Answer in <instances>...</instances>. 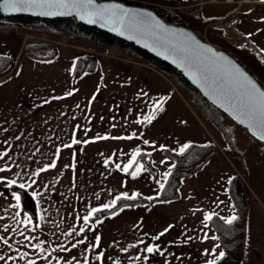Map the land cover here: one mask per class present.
Returning <instances> with one entry per match:
<instances>
[{"label": "crops", "instance_id": "crops-1", "mask_svg": "<svg viewBox=\"0 0 264 264\" xmlns=\"http://www.w3.org/2000/svg\"><path fill=\"white\" fill-rule=\"evenodd\" d=\"M227 13L236 42H248L264 60V0H203L202 17ZM26 35L0 30V54L12 58L0 71V153H7L0 157V168L6 169L0 172V237L8 241L0 240L5 258L0 264H206L214 259L212 249L218 255L222 247L211 239L217 235L204 216L235 214L228 194L235 171L222 153L182 177L175 198L125 205L87 225L84 217L121 193L157 194L173 165L162 149L211 141L223 147L218 129L166 76L140 62L84 39L59 44L50 58H32L21 53ZM85 50L97 53L95 68L73 73ZM158 103L163 111L150 124L137 123ZM133 133L132 139H112ZM103 136L109 138L97 139ZM136 149L142 155L122 171ZM243 162L251 200L238 264H264V157L255 144L245 147ZM138 164L144 170L133 177ZM13 179L16 184L9 186ZM21 183L34 201L35 221L21 199L16 206L14 186ZM148 246L158 251L147 253Z\"/></svg>", "mask_w": 264, "mask_h": 264}, {"label": "trees", "instance_id": "trees-1", "mask_svg": "<svg viewBox=\"0 0 264 264\" xmlns=\"http://www.w3.org/2000/svg\"><path fill=\"white\" fill-rule=\"evenodd\" d=\"M127 3H168L172 5H184L194 0H125ZM232 14H225L222 17L204 18L200 15L184 16L185 20L193 27L207 29V40L213 44H217L244 67L257 79L264 83V64L242 43L231 42L229 40L218 38L215 35L217 30L214 24L218 20L231 19ZM13 29L18 33L28 34L30 38H26L21 46V53L32 58H50L56 53L57 46L60 43L58 39L87 40L96 47L103 48L105 52L110 53L111 46H115L116 56L129 60L140 62L155 71L166 76L174 86L179 90L182 96L193 105L208 121H210L221 133L225 140V146L219 147L213 141L208 143H190L191 147L185 150L173 151L163 148V154L172 160L175 167L171 168V174L167 176L164 187L153 195V199L139 195L135 200L121 199L116 205L108 210H102L96 213L90 219H95L101 215L116 211L125 205H134L139 203H150L158 200L172 199L178 196V186L181 178L188 176L198 170L209 158L222 153L227 158H231L235 163L242 167V172H235L228 182V194L233 204L235 215L239 217L232 225H227L218 215L213 220L208 221L215 231L218 241L225 252V257L218 264H238L244 249L245 231L247 223V213L251 200V192L244 183L245 167L243 162V149L239 145L240 137L238 136L236 126L253 138L249 132L242 126L234 122L224 111L209 102L204 96L196 90L181 74V72L172 68L163 61L154 58L148 53L135 47L132 43L127 42L117 36L99 30L95 27L87 26L80 23L75 17L65 18H40L28 16L0 17V30ZM45 33L48 38L33 35ZM11 56L0 54V71L5 69L11 62ZM97 62V53L94 50H85L79 55L73 64V73L93 70ZM188 95H187V94ZM232 123H231V122ZM260 149L264 157V142L258 140ZM144 154V153H143ZM142 155V154H141ZM15 190L21 197V207L27 211L32 219L36 220L35 205L32 197L25 189L14 186Z\"/></svg>", "mask_w": 264, "mask_h": 264}, {"label": "snow or ice", "instance_id": "snow-or-ice-1", "mask_svg": "<svg viewBox=\"0 0 264 264\" xmlns=\"http://www.w3.org/2000/svg\"><path fill=\"white\" fill-rule=\"evenodd\" d=\"M0 12L2 13H31L35 15H71L72 13H76L82 20H88L89 23H97L98 20H104L105 24L102 26H107L108 24L118 25L119 28L125 27H137L141 28L143 25L150 23L152 27L157 29V32H154V35L159 36L160 33H176L178 30L169 29L165 27L162 23L155 19L152 13L149 12H136L131 9H127L122 7L121 5H97L95 0H0ZM114 31L119 30L118 28H113ZM124 33L121 32V35ZM180 36L183 37L180 41L174 43V47L187 53L192 60H194L198 65L203 66L206 69L212 70V84L225 89L226 94L228 95L230 102L232 103L233 108H238V113L236 114V118L240 120L241 123H247L250 128H253L258 133V138L264 141V90H261L258 87L257 83L252 80L239 66L234 64L232 61H229L227 57H224L223 54H218L214 52L211 48H206L205 52L210 55H202L199 52V49L204 48L203 45H199L198 42H195L194 37H190L187 34L180 33ZM212 58H218L219 60H223L227 65L216 63ZM205 81L208 80V75H204ZM225 81H227V87L225 88ZM67 95H72L71 92L67 93ZM60 99V97H56ZM157 111H163L162 104L158 103L155 105V108L148 115L144 116L143 119L137 120V123H151L153 119H155ZM135 133L128 137H112V139H132L135 137ZM109 137H97V139H108ZM80 143V141L73 140V144ZM144 143H148V141H144ZM65 147H71V145H65ZM163 147V146H161ZM191 147L190 144H184L180 148V153H184ZM59 151V149H57ZM7 155V153H0V157ZM140 150L136 149L132 153V158L128 161V163L123 167L122 171L128 172L129 169L136 163L137 156H140ZM150 155V154H149ZM109 161H105V164H108ZM49 167H55V163L49 165ZM117 168H120V165H116ZM175 167V165H173ZM6 169L0 168V172L5 171ZM46 169H40V171H45ZM144 170L143 164H138L136 171L132 172L131 175L136 177L139 173ZM37 173H34L36 175ZM171 174V169L169 172L165 173V177ZM231 183V179L229 180ZM9 186L16 184V180H9ZM21 189H24L26 185L24 183L19 184ZM30 187V185H28ZM160 187L163 188L164 184L160 183ZM15 199L17 201V205L19 206V201L21 199L20 195L13 193ZM139 193H133L129 196L127 193H121L118 195L111 203L102 205L101 208H92L87 216L84 217L85 225L88 224L90 218L98 212L102 210H108L113 208L117 201L121 199L135 200ZM147 199H153V197H148ZM123 210V209H121ZM116 215V213H113ZM217 215L215 213H206L204 216V221H211L213 217ZM221 220L224 221L227 225H232L235 221L239 219V217L235 214L228 217H220ZM30 220V218H29ZM100 223V221H97ZM95 226V225H93ZM169 227H172L171 225ZM84 228L80 229V232H83ZM168 231V229H165ZM71 235V233H69ZM164 235V233H160V236ZM159 237H157L158 239ZM205 239L209 237L205 234ZM100 237H96L97 244L99 242ZM211 239L216 240L218 237L213 236ZM0 240H3L5 244L8 243L6 239L0 237ZM43 243V242H41ZM78 243H83V241H78ZM34 247L44 251L41 247V244H36ZM73 247H76L74 244ZM131 247H135L132 245ZM216 247H219L217 245ZM61 250H65L61 247ZM127 251V249H124ZM144 251L147 253H153L154 251H158V249L153 246H148ZM212 253L214 254V259L207 260L206 264H218L220 260L225 257V252L220 251L218 255H216V248L212 249ZM27 253H22L21 256H26ZM103 253H100L96 259L101 260L103 257ZM205 255H208V250H205ZM3 256H0V260H4ZM9 259H15L14 257H9ZM137 260L141 259L139 256L136 257ZM147 259V257H144ZM28 264H35V261H29ZM67 264H72V261H67Z\"/></svg>", "mask_w": 264, "mask_h": 264}, {"label": "water", "instance_id": "water-1", "mask_svg": "<svg viewBox=\"0 0 264 264\" xmlns=\"http://www.w3.org/2000/svg\"><path fill=\"white\" fill-rule=\"evenodd\" d=\"M97 5H121L124 8L131 9L136 12H149L162 23L165 27L169 29L178 30L176 33H160L159 36L154 35V32L158 30L151 26L150 23L143 25L141 28L137 27H125L119 28L118 25L108 24L107 26H102L105 24L104 20H98L97 23H89L88 20H82L79 15L75 12L71 15H35L31 13H2L0 12V17H15V16H28V17H40V18H48V19H55V18H65V17H75L80 23L95 27L99 30L107 32L111 35L117 36L127 42L132 43L135 47L143 50L144 52L148 53L149 55L157 58L164 63L168 64L172 68L176 69L177 71L181 72L184 78L196 89L198 90L206 100L217 106L219 109L224 111L234 122L238 125L244 127L249 134H251L254 138L260 140L258 138V133L255 129L250 128L247 123H241L239 119L236 118V114L238 113V108H233L232 103L228 95L226 94L225 89H221L212 84V70L206 69L203 66L198 65L191 57L175 48L173 45L174 43L183 39L180 36V33L187 34L190 37L195 38V42H198L199 45H203L204 48L199 49V52L202 55H210L205 52L206 48H211L214 52L218 54H223L224 57H227L229 61H232L234 64L239 66L252 80H254L258 87L261 90H264V87L260 84V82L251 74L240 62L237 61L229 52L216 47L213 43L204 40L203 38L196 35L190 28L186 26H178L174 24L167 23L163 21L158 14L154 11L148 9L145 6L127 3L125 0H95ZM113 28H118L119 30L114 31ZM121 32L124 34L121 35ZM216 63L227 65L223 60H219L218 58H212ZM204 75H208V80L205 81ZM227 87V81H225V88ZM262 141V140H260ZM264 142V141H262Z\"/></svg>", "mask_w": 264, "mask_h": 264}, {"label": "built area", "instance_id": "built-area-1", "mask_svg": "<svg viewBox=\"0 0 264 264\" xmlns=\"http://www.w3.org/2000/svg\"><path fill=\"white\" fill-rule=\"evenodd\" d=\"M132 4L145 6L148 9L154 11L156 14H158L163 21L170 23V24L178 25V26H186V27L190 28L196 35L203 38L201 36V32L198 29L192 27L190 24H188V22L184 18V16L199 15L201 6L203 4V0H194L191 3L184 4V5H172V4H161L160 5L157 3H132ZM228 26H231L233 28V23L230 20H228V21L218 20L214 24V28L217 30V33L219 35H222V37H224L225 39L230 40L234 36L231 34H228L225 31L226 27H228ZM244 45L247 48H249L251 52L255 53L256 57L259 60H261L262 63L264 64V60L256 52L255 48L252 45H250L248 42L244 43ZM254 77L257 79V77L255 75H254ZM259 82L264 87L263 82H261V81H259Z\"/></svg>", "mask_w": 264, "mask_h": 264}, {"label": "rangeland", "instance_id": "rangeland-1", "mask_svg": "<svg viewBox=\"0 0 264 264\" xmlns=\"http://www.w3.org/2000/svg\"><path fill=\"white\" fill-rule=\"evenodd\" d=\"M135 3V2H134ZM148 3H151V2H148ZM157 4H168V3H157ZM228 21L229 20V18L228 19H222L221 21ZM193 27V26H192ZM229 27V28H228ZM228 27H226V32L228 33V34H231V35H233L234 37L232 38V39H225L224 37H222V35H219L217 32H215V35L218 37V38H221V39H225V40H229V41H231V42H236V40H235V30H232L231 28H230V26H228ZM194 28H196V29H198L200 32H201V36L204 38V40H207V29L205 30V29H203V28H205V26L203 27V28H197V27H194ZM228 28V29H227ZM36 36H40L41 38H48V36H47V34H45V33H41V34H36V35H33V37H36ZM26 38H30V36L27 34L26 35ZM60 40V43L59 44H70V42L71 41H69V40H65V39H58V41ZM207 41H209V40H207ZM210 42V41H209ZM212 43V42H211ZM216 47H218V48H220L217 44H214ZM116 50H117V48L115 47V46H111V48H110V50H109V52L110 53H113V54H116L115 52H116ZM264 84V83H263ZM187 94V93H186ZM188 95V94H187ZM231 122V121H230ZM232 123V122H231ZM236 129H237V133H238V136L240 137V140H239V145H240V147H241V149H245V147L248 145V144H255L257 147L258 146H260V143L258 142V140H254L253 138H251L250 136H248L244 131H243V129L241 128V127H239V126H236ZM259 149V148H258ZM259 151H260V149H259ZM261 152V151H260ZM261 155H262V153H261ZM229 159V158H228ZM229 163L231 164V166L233 167V169H234V171L235 172H237V171H239V172H242V167L240 166V165H238L237 163H235L231 158L229 159ZM244 179V178H243ZM244 183H245V181H244ZM246 184V183H245ZM246 186H247V184H246Z\"/></svg>", "mask_w": 264, "mask_h": 264}]
</instances>
